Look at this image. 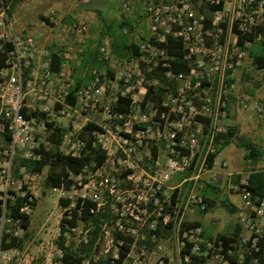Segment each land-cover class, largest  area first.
Here are the masks:
<instances>
[{
    "label": "built area",
    "instance_id": "built-area-1",
    "mask_svg": "<svg viewBox=\"0 0 264 264\" xmlns=\"http://www.w3.org/2000/svg\"><path fill=\"white\" fill-rule=\"evenodd\" d=\"M11 1L0 0V264H35L23 247L22 225L34 210L49 162L80 159L90 150L101 158L98 164L64 170L61 183L48 189L56 198L57 239L60 220L71 221L76 214V225L63 233L64 247L73 244L67 243L73 236L74 248L85 243L94 228L80 220L86 209L89 215H104L97 224L93 261L259 264L264 220L261 204L253 203L248 190L247 174L237 173L226 185L241 203L237 224L247 234L238 241L240 250L204 237L199 227L185 226L184 213L206 208L207 158L229 128L226 106L236 69L253 45L264 44V0L143 2L151 36L119 59L112 58L103 39L96 62L108 70L91 68L78 87L74 71L84 52L87 22H64L50 10L34 26L16 29L9 16ZM130 7L121 3L120 10L128 13ZM166 38L179 41L185 72L170 70ZM51 55L58 59L55 69ZM257 74L264 85V67ZM158 86L164 90L160 99L145 100L147 90ZM236 108L255 118L264 132V104L240 95ZM15 160L46 162L29 172L16 167ZM162 235L171 242L170 253L149 246ZM54 251L58 260L56 244ZM55 263L44 259V264Z\"/></svg>",
    "mask_w": 264,
    "mask_h": 264
},
{
    "label": "trees",
    "instance_id": "trees-1",
    "mask_svg": "<svg viewBox=\"0 0 264 264\" xmlns=\"http://www.w3.org/2000/svg\"><path fill=\"white\" fill-rule=\"evenodd\" d=\"M18 0H12L11 2H17ZM153 2H166L168 0H151ZM121 25H125L121 23ZM122 26L118 25L116 22L107 23L103 22L102 28L99 30L100 36H104L109 40L110 45V53L113 59H119L122 57L130 56L135 50V44L129 41V30L127 29L125 33H122ZM96 48L97 47H85L84 52L80 58V64L75 69L74 74L75 78V87H78L82 84L83 79L78 78L77 74L84 72L87 73L91 68H95L99 70V63L96 62ZM165 48L167 54L172 57V61L170 62V70L174 73L185 72L187 70V65L185 62L181 61V46L178 40L166 38ZM249 57L253 60V65L256 68H262L264 66V44H260L258 46L253 45V47L248 51ZM51 68L55 69L58 65V59L51 55ZM157 77V75L152 74ZM150 78V75H149ZM161 85H165V81L160 80ZM164 90L160 88V86L156 87L154 91L149 88L145 94V100L158 101L162 96ZM124 105V104H123ZM125 106V105H124ZM219 138L223 139V143L216 148L214 154H211L207 158V162L210 166L212 159L214 158L216 152H218L222 147L228 144L231 141H235L239 148L243 149V160L250 165V170L247 174V184L248 190L252 195L253 203L255 205H259L262 200H264V170H256L254 166L261 161L262 151L254 144L249 142L247 139L240 137L237 135V130L235 127H230L227 129V133L225 135L219 136ZM99 155L90 150L85 156L80 159H70V158H62L56 157L54 161L49 162L50 168L47 172V176L43 182V189L47 190L50 187L58 186L61 183V179L63 177L62 173L64 170L76 172L82 165L90 163V161H95L97 164L100 162ZM46 161L33 164L22 161L15 160L13 163L17 166H24L27 171L34 172L38 171L40 166L44 164ZM237 177L233 179L235 181ZM210 187L205 185L202 196L203 199L206 200V195ZM206 208L203 213L211 207V204L206 201ZM62 203V202H61ZM20 204L19 201L15 203V207H18ZM87 204H84L86 207ZM101 215L100 213L96 215H89L86 209H83L80 220L83 222H90L94 228L89 233L86 238L85 243H80L75 249H72V244L70 246L64 247L63 242V233L66 231V228L73 227L76 225V214H73V218L71 221H66L61 219L59 222V236L56 241V247L61 251L60 258L57 260L58 264H83V261L88 260L89 264H108L107 260L98 259L93 261L92 259V250L94 243L98 236L99 227L97 226L98 221ZM28 220L29 218H25V222L22 225V228L27 230L28 228ZM160 232V227L157 226V230L155 234ZM240 229L237 226L233 227L232 232L229 234H219L215 238L221 240L225 245L231 244L234 246V250L237 249L238 246V237H239ZM23 240V238H22ZM264 242V240H263ZM4 243V239H3ZM154 243L149 244V246H154ZM262 246V244H260ZM19 246H21L19 244ZM259 264H264V259L259 258ZM120 261H117L116 264H119ZM205 260H194L190 261L187 264H204Z\"/></svg>",
    "mask_w": 264,
    "mask_h": 264
},
{
    "label": "rangeland",
    "instance_id": "rangeland-1",
    "mask_svg": "<svg viewBox=\"0 0 264 264\" xmlns=\"http://www.w3.org/2000/svg\"><path fill=\"white\" fill-rule=\"evenodd\" d=\"M151 1V0H148ZM144 2H147L144 1ZM19 1L17 2H11L9 7V16L11 15V20L13 22V26L17 29L21 27L20 24H17L15 22L16 13L18 11ZM142 3L134 4L133 7H130V10L128 13L135 14V17L137 19V25H144V30L137 29L136 26H131L128 29L129 34V41L133 44H138L142 41H145L151 36V33L148 29V23L146 22L145 18L142 14ZM112 23L110 20H107V23ZM26 26H29L30 24H25ZM105 39L104 36H100V33L96 27V25L88 27V34L86 38L85 47H98L99 43ZM258 46V45H255ZM110 47V45H109ZM253 47V46H252ZM251 47V48H252ZM250 48V49H251ZM97 49V48H96ZM249 49V50H250ZM248 50V51H249ZM247 51V54L244 58V60L241 62V65L236 69L235 72V88L233 92L228 97L227 100V116H228V125L230 127H235L237 130V134L241 132V137L246 139V137L249 138L253 134L256 136H259L261 138H264V132L260 127V124L258 121L253 117H248L247 115L241 113L236 108V98L240 95H248L260 103L264 104V85L262 84L261 80L259 79V76L257 74V69L253 65V60L249 57V52ZM98 63V62H97ZM99 72H105L108 70L107 66L99 63ZM264 67V66H263ZM84 74V72H81L77 74L78 78H81V76ZM76 78V75H75ZM231 120V122H230ZM243 121V122H242ZM246 122L250 123L252 126H254L253 130H249L248 127H246ZM232 125H231V124ZM252 133V134H251ZM232 143V142H231ZM233 145V168H236L239 173L247 174L250 170V165L248 163L242 164L241 162V156L242 151L239 150L237 145ZM228 146V145H227ZM228 151V150H227ZM226 152V150H223V153ZM264 153V151H262ZM262 159V158H261ZM261 162V161H260ZM254 168L256 170H262L261 163H257ZM230 194L227 192L226 188L224 187V190H221L219 193L216 194V197L214 199L218 203V205H214L211 208H208L206 212H200L197 210H194V212L197 213V215L201 214V217H205L207 219V222L205 224H202L204 226V230L206 233L211 234L215 230L218 234H229L232 232L234 226H238L237 224V211L233 213L234 219L231 220V218L226 219L223 218L225 216V213H227L223 208H221L220 200H225V194ZM231 195V194H230ZM56 198L54 195L49 193L48 189L45 190L43 187L41 188V192L39 194L38 199L35 202L34 210L32 214L29 217V223L28 228L26 230L25 239L22 242L23 247L27 248V251L36 258L35 264H44V259L51 257L53 259V262L57 264V258L54 257L55 251H54V245L57 241L56 236V229H57V217L54 214L56 211ZM212 205V204H211ZM220 218V222H216L215 224H211V222L208 219H215ZM233 218V217H232ZM240 229L238 241L241 237H245L247 233L241 232L243 230ZM77 237L73 236L72 239H68V242H72V249H75L73 245L76 244ZM161 246L164 249L165 253H170V250L172 248L171 242L166 241L165 237L162 235L160 236L154 246H151L150 248H153L155 246ZM70 246V245H69ZM241 247H237V250H240ZM104 260V259H103ZM204 264H214L210 261H205Z\"/></svg>",
    "mask_w": 264,
    "mask_h": 264
},
{
    "label": "crops",
    "instance_id": "crops-1",
    "mask_svg": "<svg viewBox=\"0 0 264 264\" xmlns=\"http://www.w3.org/2000/svg\"><path fill=\"white\" fill-rule=\"evenodd\" d=\"M18 1L20 3L18 6V11L16 13L15 22L17 24H20L21 26H26L25 24H30L29 26H34L42 14L46 13L47 11L53 10L64 17V22H69L71 20H76V19L83 20L87 22L88 27L89 25L90 26L96 25L99 31L103 26V22H107V20H110V22L111 21L116 22L118 25L122 26L121 31L122 33H125L129 27L131 26L133 27L137 25V19L135 17V14H132L131 12L123 13L120 10L121 3H129L132 8L134 4L144 2L146 0H18ZM121 23H124L125 25H121ZM136 28L137 29L139 28V30L145 29L143 24L137 25ZM245 124L249 130H253L254 126H252L250 123L246 122ZM237 135L241 137V132H239ZM246 139L252 144L256 145L261 151H264V138H261L257 135L255 136L253 134L251 137L249 136V138L246 137ZM231 142H229L224 147H222L218 152H216L214 158L212 159L210 170L203 177V181L205 182V184L210 187L205 198L206 199L205 203L207 204L206 201H208V203L212 204L211 205L212 207L214 205H218L216 201L214 203L216 194L219 193L221 190H224V187L226 188L228 182H234L233 179L236 177L235 175L239 173L236 168H233L234 156H233V145H231L234 144L236 146L237 144L235 143V141H231ZM224 149L226 150V152L223 153ZM239 150H241L242 154H244L242 148H239ZM261 158H262L261 162L259 163H261L263 167L262 170H264V153H262ZM223 162L226 164V168L224 169L220 167L221 163ZM241 162L242 164L247 163L246 161L243 160V155L241 156ZM220 203L222 206L221 208H223L227 212L225 213V216H223V218L226 219L231 218V220H233L234 219L233 213L238 211V209L241 206L238 197L233 194L231 195L225 194V200L222 201L220 200ZM260 204L261 207H259V209L262 212V219L264 220V200H262ZM200 215L201 214L197 215V213L194 212V210L185 211L184 213L185 226L199 227L202 232V235L209 239L219 235L216 230L211 234L205 232L204 226L202 224H205L207 222V219H205V217H201ZM208 220L211 222V224H215L216 222L221 221L220 218L208 219Z\"/></svg>",
    "mask_w": 264,
    "mask_h": 264
}]
</instances>
